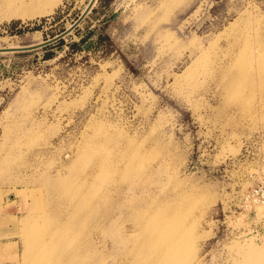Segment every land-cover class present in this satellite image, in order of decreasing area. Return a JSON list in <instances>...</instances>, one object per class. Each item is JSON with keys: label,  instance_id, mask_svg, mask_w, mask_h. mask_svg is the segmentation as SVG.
<instances>
[{"label": "rangeland", "instance_id": "obj_1", "mask_svg": "<svg viewBox=\"0 0 264 264\" xmlns=\"http://www.w3.org/2000/svg\"><path fill=\"white\" fill-rule=\"evenodd\" d=\"M2 1L8 48L89 0ZM261 62L264 0H96L0 52V264H156L162 220L169 264H264Z\"/></svg>", "mask_w": 264, "mask_h": 264}, {"label": "bare ground", "instance_id": "obj_2", "mask_svg": "<svg viewBox=\"0 0 264 264\" xmlns=\"http://www.w3.org/2000/svg\"><path fill=\"white\" fill-rule=\"evenodd\" d=\"M14 2L15 0H3L2 1V5H6V8H8L7 6H14ZM16 2H21V1H16ZM4 5V6H5ZM16 5V4H15ZM10 11V10H9ZM27 11V10H25ZM25 14H32L31 12H25ZM9 13V12H8ZM17 15L18 13H13L11 12V14H6L4 15V17L9 16V15ZM2 17H0L1 19ZM260 65L262 67H264V62H261ZM166 231L168 233V230L173 231L172 228L169 225H165L163 220L159 221V224L156 226V228L154 229L155 233H161L162 231ZM170 231V237L171 240L169 242H166L164 244V248L163 247H159L158 244H162V242L166 239L167 236L163 237L161 240H159L156 244V247L158 248V250H160L159 254H158V259H157V263L156 264H169L170 262H172L174 259L178 260L181 257L182 254V249L180 247V245L178 246L175 243V239L173 237L174 232L172 233ZM27 241V251L28 253H30V255L33 256V260L35 261H39L41 259V256L39 254L40 250L43 247V242L41 241V239H39L38 237H34V239L31 236H27L26 238ZM153 247V245H149V248ZM164 257V258H163Z\"/></svg>", "mask_w": 264, "mask_h": 264}, {"label": "water", "instance_id": "obj_3", "mask_svg": "<svg viewBox=\"0 0 264 264\" xmlns=\"http://www.w3.org/2000/svg\"><path fill=\"white\" fill-rule=\"evenodd\" d=\"M96 0H89L86 7L83 9V11L80 13L79 17L68 27L66 28L63 32H61L60 34L45 40L43 42L37 43V44H33V45H29V46H24V47H8V48H0V52H12V51H21V50H29V49H34V48H38V47H42L45 46L47 44H50L58 39H60L61 37H63L64 35H66L67 33H69L72 29H74L79 23L80 21H82V19L85 17V15L89 12V10L92 8L94 2Z\"/></svg>", "mask_w": 264, "mask_h": 264}]
</instances>
